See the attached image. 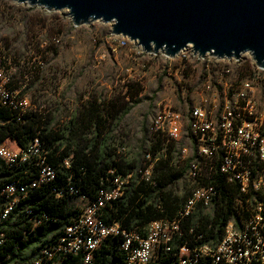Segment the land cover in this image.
<instances>
[{
	"label": "built area",
	"instance_id": "built-area-1",
	"mask_svg": "<svg viewBox=\"0 0 264 264\" xmlns=\"http://www.w3.org/2000/svg\"><path fill=\"white\" fill-rule=\"evenodd\" d=\"M7 1L11 5H22L14 0ZM30 8L64 14L71 22L66 10ZM109 36L115 43L111 45L112 51L130 43L135 58L162 57L169 62L166 64L168 72L172 62L178 59L184 62L182 71L187 69L186 62L190 59L202 63V82L192 91L185 110L160 101L156 104L150 127L151 133L166 137L174 144L188 141L191 149L183 146L181 153L189 164L185 179L193 189L177 217L151 222L142 236L136 231H125L118 223L106 225L101 218L102 209L122 197L135 182L134 173L114 176L113 187L101 190L98 199L89 203L80 217L66 228L59 244L52 250L44 249L42 257L50 264H62L69 256L82 255V264H96V253L101 246L110 238L121 235L124 239L122 247L128 253L127 264H158L159 255L171 254L174 243L182 237L183 220L197 212L210 211L220 198L218 184L202 185L201 182H216L217 176H221L226 184L235 185L239 190V197L235 199L236 213L227 222L223 238L216 245L204 244L193 249L185 244L180 246L179 255L172 264H196L200 258H209L212 264H264V68L257 66L250 52L243 53L239 59L209 54L201 58L189 46L175 57H168L162 52L148 53L137 42L111 31ZM54 42L59 44L60 39ZM245 62L250 66L247 72L241 69ZM37 64L43 66L42 62ZM21 92V89H12L11 72L0 64V106L14 111L19 121L36 109L30 96ZM123 150L127 148L123 147ZM45 154L39 139L24 149L16 144L13 149L4 143L0 145V158L6 164L35 159L36 165L40 166L39 176L30 183L13 182L0 191L6 201L0 221L5 220L35 188L56 177L54 169L46 163ZM162 157L163 151L154 156L146 154L150 164L141 171L142 180L153 183L154 165ZM64 165L69 168V159ZM42 257L35 264H39Z\"/></svg>",
	"mask_w": 264,
	"mask_h": 264
},
{
	"label": "trees",
	"instance_id": "trees-1",
	"mask_svg": "<svg viewBox=\"0 0 264 264\" xmlns=\"http://www.w3.org/2000/svg\"><path fill=\"white\" fill-rule=\"evenodd\" d=\"M16 6H9L6 12H19ZM26 9L37 10L30 7ZM38 11L43 23L47 21L45 18L58 14ZM3 13H0L1 16ZM58 15L62 22L65 19L72 28H76L64 15ZM6 17L11 22L14 15L8 14ZM15 28L12 39H0L2 47L8 50L0 51V64L11 72L12 89H21L23 84L13 80L12 70L20 66V60L27 59V74L30 80L36 79L27 81L28 87L40 85L44 89L48 81H37V77L48 66L49 52L57 54L58 44L42 47L33 29ZM12 42L16 46L10 45ZM38 62H42L43 66L38 65ZM241 69L247 72L250 66L245 62ZM139 91L129 93L130 98ZM125 112L127 108L119 98L108 102L92 98L80 105L76 117L60 126L52 124L50 111L36 108L19 121L14 111L0 106V145L12 141L24 149L30 142L39 139L46 152V163L56 174L53 180L35 188L13 208L5 220L0 221V264H35L43 256L42 251L57 246L66 228L82 214V209L71 206L70 198H81L88 204L93 203L101 190L113 187L112 179L117 175L134 173L135 182L122 197L102 209L101 218L106 225L118 223L127 232L136 231L145 236L146 227L151 222L173 219L179 215L193 189L187 182L182 189H178L179 182L188 172V162L172 156L176 144L153 133L152 144L145 150L143 157L130 159L128 146L124 143L116 145L109 129L111 122ZM123 147L127 150L124 151ZM159 151H163L164 157L154 165L151 177L153 183L145 182L141 179V171L150 164L146 154L154 156ZM68 159L70 166L66 168L64 161ZM39 169L35 159L8 165L0 158V191L13 182L30 183L39 176ZM201 184H218L220 198L210 211H200L183 220L182 237L174 243L171 254L159 255L158 264H172L179 255V247L184 244L193 249L204 244L216 245L223 238L227 222L236 213L235 199L239 197V190L235 185L226 184L221 176H217L216 182L207 180ZM5 205L6 201L0 194V214ZM123 240L121 235L107 240L96 253V264H127L128 253L122 247ZM39 264H50V261L42 257ZM62 264H82V255L69 256ZM196 264H212V261L200 258Z\"/></svg>",
	"mask_w": 264,
	"mask_h": 264
},
{
	"label": "rangeland",
	"instance_id": "rangeland-1",
	"mask_svg": "<svg viewBox=\"0 0 264 264\" xmlns=\"http://www.w3.org/2000/svg\"><path fill=\"white\" fill-rule=\"evenodd\" d=\"M1 5L0 13L6 12L11 6L7 0H3ZM26 8L16 6L19 12L10 11L3 13V16L0 14V39H12L13 28L16 26L18 30L33 29L42 47L52 43L55 45V37L60 39V43L57 54L49 52L48 66L37 77V81H48L44 89H41L40 85L28 87L27 81L36 79L30 80V75L27 74V59L20 60V66L17 65L12 70L13 80L23 84L22 95H29L36 108L50 111L52 124L60 126L66 125L76 117L80 105L92 98L98 99L99 102L121 99L127 112L118 115L109 125V129L116 145L124 143L128 146L130 159L135 156L143 157L145 150L152 144L150 127L156 104L161 101L175 109L185 110L192 91L202 82V63L192 59L186 62L187 71H182L184 68H181V65L184 62L178 59L172 62L168 72L166 64L169 62L162 57L135 58L130 43L112 51L111 45L115 43H112L109 36L110 24L92 22L72 28L67 20L62 22L58 14H55L53 19L45 18L47 21L43 23L38 10L31 11ZM8 14L14 15L13 21L8 22ZM10 25L14 27L11 28ZM12 43L10 45L16 46ZM4 50L6 49L0 41V51L5 52ZM138 89V94L130 98L129 93ZM188 144V141L176 144L172 156L184 161L181 149L183 146H189ZM5 145L10 149L15 148L12 141ZM189 147L191 149V146ZM186 182L185 178L180 181L178 189H182ZM70 204L76 209L84 210L88 202L74 197L70 198Z\"/></svg>",
	"mask_w": 264,
	"mask_h": 264
},
{
	"label": "water",
	"instance_id": "water-1",
	"mask_svg": "<svg viewBox=\"0 0 264 264\" xmlns=\"http://www.w3.org/2000/svg\"><path fill=\"white\" fill-rule=\"evenodd\" d=\"M67 11L73 26L111 25L144 51L175 57L191 46L201 58L239 59L250 52L264 68V0H14Z\"/></svg>",
	"mask_w": 264,
	"mask_h": 264
}]
</instances>
